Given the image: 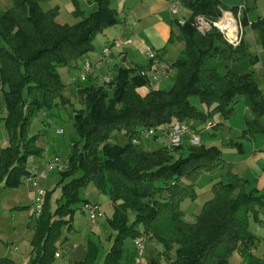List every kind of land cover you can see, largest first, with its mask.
<instances>
[{
  "label": "trees",
  "instance_id": "1",
  "mask_svg": "<svg viewBox=\"0 0 264 264\" xmlns=\"http://www.w3.org/2000/svg\"><path fill=\"white\" fill-rule=\"evenodd\" d=\"M43 1L13 0L9 8L0 11V78L7 111L1 119L9 136V144L0 154V184L7 187L18 186L31 174L32 157L43 152L36 144L38 133L30 134V125L35 115L50 113L63 95L66 85L59 67L72 65L92 51L96 36L119 22L111 0H95L96 8L89 14L74 0L81 16L74 24L58 22L57 10H44ZM180 1L190 15L184 25L174 20L177 30L171 41L180 39L185 46L172 62L177 75L171 88L150 87L142 94L139 88L150 86V77L139 70L150 65H137L120 67L108 85L81 90L83 108L72 114L73 151L57 184L63 185V192L53 206L56 187L46 190L42 215L36 225L29 220L35 235L28 264L54 261L63 228L81 207L79 203L88 201L81 199L80 190L91 182L108 195L115 209L109 222L116 235L102 264H119L125 240L145 236L163 246L167 264H229V256L236 250L243 257L241 264H264V255L253 252L257 236L250 229L251 215L258 219L264 207L263 197L256 188L248 190V180L232 171L220 147L185 141L174 149L166 145L147 149L143 143L132 142L142 126L176 120L206 124L213 113L230 118L237 113L241 98L251 113L243 135L252 138L264 132V90L253 68L260 56L244 41L232 47L218 31L206 36L196 31L194 16L216 19L222 0ZM252 23L264 48V17ZM192 95L199 96L211 110H199L189 100ZM115 130L124 131L125 144L110 141ZM231 144L244 151L243 142ZM222 166L228 167V182H216L213 197L205 202L196 221L188 222L181 201L194 195L200 175ZM129 211L135 214L133 222L128 220ZM174 246L177 249L172 256ZM97 251L91 247L86 258L76 264H93ZM0 264L19 263L3 256Z\"/></svg>",
  "mask_w": 264,
  "mask_h": 264
},
{
  "label": "rangeland",
  "instance_id": "2",
  "mask_svg": "<svg viewBox=\"0 0 264 264\" xmlns=\"http://www.w3.org/2000/svg\"><path fill=\"white\" fill-rule=\"evenodd\" d=\"M244 1L248 6L247 20L252 23L260 16L264 17V0H222V6L224 9H228L231 6L241 4ZM123 2V0L120 2H118V0L110 1V5L117 9L119 21L122 18ZM12 4L13 0H0V11L6 10ZM94 6L95 0H79L78 7L84 11L85 14L92 12ZM41 7L44 10L56 9V20L63 24H74L81 20V16L77 11V3H75L74 0H45L41 3ZM113 26L114 25L110 26V34L113 33ZM103 37L104 34L102 33L97 35L95 39L96 41L100 42L102 41ZM117 40L125 39L117 37L114 41ZM244 42L253 53H256L260 56L259 64L264 65V48L259 30L247 26ZM183 47L184 43L176 40L175 43L170 46V53L167 59H173L175 61L176 59L174 58H176L178 51H180V49ZM63 67L65 68V66ZM64 68H59L62 74L64 72ZM173 69V78L157 83L155 85L156 88L169 89L172 87L174 79L177 75V69ZM254 76L259 86L264 90V73L262 71L259 72L255 70ZM64 81L66 87L63 91V95L56 99L53 108L50 110V113L47 116L41 113L34 116L31 124V131L39 133V144L47 150L50 149V155L52 157H49L48 161L59 156L61 163L67 165L68 159L73 151L71 142V136H74L72 114L76 110L83 108V102L82 99H80L77 90L71 86L66 81V79H64ZM149 89L150 87L143 85L139 88V91L142 94H145L149 91ZM2 91L3 89L0 91V119L5 117L7 113L5 103L2 100ZM189 100L203 112L211 110V107L202 102L200 97L197 95L190 96ZM247 117L251 118V113L246 106L244 98H241L237 103V113L234 116L230 118H223L219 113H213L208 117L207 124L196 120H193L192 123L197 125L201 131V143H205L209 146L216 145L220 147L223 152V158L228 164L231 165L232 171L248 180V190L255 188L258 189L257 194L262 196L264 201V132L256 134L255 138H253L254 136L250 138L243 135L244 131L248 127ZM262 120L264 122V114L262 115ZM217 123L219 124L217 125ZM209 124L214 125L208 129L206 126ZM4 125L5 122L2 120L0 122V150L3 148L1 146L3 141H5V135H7ZM57 128H61L62 133L60 132L61 129H58L57 132ZM237 140L243 142V152H240L235 145L231 144V142L234 143ZM110 141L125 144L127 142V136L125 135L124 131L115 130L112 133ZM151 141L144 139V146L147 149L156 148L163 143L162 139L159 141L157 140L154 143H151ZM6 145H8V143L4 146ZM174 154L175 156L179 155L177 152H174ZM48 174L50 177L49 185L45 184V176H40L38 181L39 184L46 186L47 189H53L56 186V190L52 196V203L55 206L56 199L61 197L63 192V185L60 184V186H57V183L62 180L63 176L60 173V170L56 168L51 170V172ZM228 179L229 174L227 166H222L200 175L196 180L194 195L183 199L180 203L181 209L184 213V218L188 222L196 221L197 216L202 212L205 202L211 199L214 195V184L219 181L228 182ZM68 180L69 179H67V181ZM4 185V183L0 184V257L10 254L7 246L12 245L13 248H18V254L13 257L17 260L19 259V253L25 252L28 241L35 233L34 227L28 223L29 211L30 208H32L33 203L31 198L28 197V189L24 186L25 184L23 180L16 187H7ZM80 196L83 200L87 199V196H90L91 199L96 200L100 205L104 216L102 217V220L99 221L98 225H91L89 224V219L87 220L86 215L82 216L80 214V210L77 209L76 214L82 219V223H79L80 226L89 228L83 232L84 234H81L80 229L77 231L73 229L72 232H70L66 227L63 228V236L66 234L69 236L66 245L69 248L67 252L68 254H71V257L70 260L67 258H62V261L64 264H73V260L83 258L84 248L87 249L89 240L91 239L97 242L101 250L97 260L95 261V264H102L105 259V254L109 249H103L104 245L106 247L109 245L108 233H106L105 229L109 230V232L111 231L112 233H115L114 229H112L110 224L107 222V218L109 219L112 217L111 208L113 203H111L108 195L100 191L93 182L81 189ZM81 205L82 202L79 203V206ZM28 206L30 207L28 208ZM75 207H77V205H75ZM134 219L135 214L132 211H129V222H133ZM260 220H263L264 222V207L260 209L258 219H256L253 215L250 217V229L257 236L256 246L253 249V252L258 256H263L264 223L260 222ZM132 239V237H129L125 240V251L119 264H133L132 258L130 262L127 261L129 251L133 252ZM22 243H24V245H22ZM176 249V246L171 249L172 256H174ZM163 250L164 248L161 244H156L155 241L149 239L145 256L142 258L140 263H135L167 264L168 261L166 254L162 252ZM9 256H12V254ZM242 260L243 257L238 250L234 251L229 256V264H241Z\"/></svg>",
  "mask_w": 264,
  "mask_h": 264
},
{
  "label": "crops",
  "instance_id": "3",
  "mask_svg": "<svg viewBox=\"0 0 264 264\" xmlns=\"http://www.w3.org/2000/svg\"><path fill=\"white\" fill-rule=\"evenodd\" d=\"M120 1L121 0H118V2H120ZM123 1L124 2H123V8H122V18L120 19L119 23H117L113 26L114 27V29H112L113 33L110 34V32H111L110 28L111 27L100 32L99 34L103 33L104 37H103L102 41H100V42L96 41V39L94 40V46L95 47L92 51H90L87 54H85L84 56L80 57L78 60L73 62L72 65H69V66L63 65V66H65V68L63 66H60V67H62V69L64 68L63 74L59 70L61 77L63 79V82H65L64 79H66V81L77 90L80 99L82 98L81 90L83 88H88L91 86H100V85H104V84L108 85L111 82V80L115 77V75L117 74L118 69L120 67L130 68V67L137 66V65L149 66L150 60L147 56L148 48H154L158 52V54L162 57V59H164L166 61H170V62L174 61L173 59H167V57L170 53V46L173 45L176 41V40L171 41V37H172L173 33L175 32V30H177L175 27V24H174L175 18L173 17V15L170 13V10H169V1L168 0H123ZM238 5H233L230 8H235ZM95 8H96V4H95L93 10ZM247 13H248V11H247ZM247 13H246V18H247ZM181 14H182V16L188 17L190 15V11L187 8L183 7ZM117 37L124 38L125 40L130 39L131 43L124 44L122 47H114L113 46L114 40ZM177 40L184 43V41H182L180 39H177ZM106 46L112 47V60L106 61L101 65L95 66L96 63L98 62V60L103 56V49ZM184 46H185V43H184ZM183 48L180 49V51L183 50ZM180 51H178L176 58L179 56ZM176 58H174V59H176ZM85 60L91 61V63L95 66L93 73L89 76V79H87V81H85V82H81V81L73 82L71 80V76L78 73L79 66L82 65V63ZM257 65L258 64L253 66L254 71L256 70ZM262 66H263L262 72L264 73V65L262 64ZM172 69L170 71V76L162 79L161 81L173 78L172 72L174 69L173 70ZM0 80H1V78H0ZM161 81H155L151 77L150 78V86H148V87L156 88L155 85ZM2 98H3L2 99L3 102L5 103L3 96H2ZM248 110H249V108H248ZM249 112H250V110H249ZM48 114L49 113H47L46 115L44 114V115L47 116ZM2 116H4V115H2ZM189 124L190 125L193 124L192 126L197 131H199V133L201 132L197 125H195L194 123H192V124L189 123ZM206 128H207V126H206ZM58 129H61V128H57V132H58ZM6 132H7V129H6ZM30 134H36L35 131L34 132L31 131V125H30ZM253 138H255V136ZM160 139L163 140V143L161 145H166V146L169 145L168 140L165 137H159L158 136V137H155L152 141L149 139H146V140H149V141H151V143H154L157 140L159 141ZM38 140H39V135H38V138L36 140V144L43 149V152L41 154L33 156L30 164H33L35 166L36 173L39 176V178H40V176H45V179H46L45 184L49 185L50 177H49L48 173L51 172V170H48V168H49L48 158L49 157L51 158L52 156L50 155V149H48L49 150V153H48V150L45 149L42 145H40ZM239 142H242V141H239ZM7 143L9 144L8 132H7V135H5V141H3V144L1 147L5 148L6 146H8V145L4 146ZM142 143L144 144V139H143ZM2 149L0 150V154H1ZM23 182H24V179H23ZM24 186L28 189V197L31 198V201L33 203L34 199H35V194H36L35 189H32L31 187L27 186L26 184ZM39 187L45 188L46 190H49V189H47L46 186H42L41 184H39ZM87 199L98 204V202L94 199H91L90 196H87ZM29 207L30 206H28V208ZM99 207H100V205H99ZM31 209L32 208H30V211H29V217L31 214ZM100 209H101V207H100ZM79 210H80V214L82 216L86 215L85 213H83L81 211V207L79 208ZM111 210H112L111 211L112 217H110L109 219L107 218V222L109 224H110V222H109L110 219L113 218V215H114L115 209H114L113 204H112ZM86 218L88 220L87 215H86ZM100 220H102V218ZM99 221L96 224H92L88 220L89 224H91V225H98ZM28 223H29V221H28ZM79 223H82V219L75 212L73 214L71 222L68 224V226H66V228L70 232H72L73 229L75 231L80 229L81 234H84L83 232H85L89 227H82V226H80ZM110 226L112 229H114L111 224H110ZM105 231H106V233H108L109 245L107 247L104 245L103 246L104 250H105V248L106 249L110 248V246L112 245L111 242H113L114 236L116 235L115 229H114L115 233H112L111 231L109 232V230H107V229H105ZM34 235H35V233H34ZM34 235L28 241V244L26 245L25 252L19 253V256H18L19 259L16 260L13 258L18 254L17 253L18 248L17 247L13 248L12 245L7 246L9 253L12 254V256H9L10 254H6V256L13 258L19 264H28L30 261L31 252L33 249L32 240L34 238ZM68 238H69V236L66 234L65 236H62L57 241V243H56L57 249H56V253H55L56 257H55L54 261L51 262L50 264H64L62 261V258H67L68 260H70L71 254H68L67 250H69V248L66 245ZM135 239H137V238L132 239L133 240V248H132L133 252L129 251L128 258H127V261H129V262L132 258L133 264L135 262L137 263L136 255H135L136 254L135 253ZM100 240H101V238H100ZM155 243L158 244L157 242H155ZM22 245H24V243H22ZM106 245H107V242H106ZM91 247H97L98 248V251H97L94 263H93V264H95V261L97 260L101 250H100V246L97 244V242H95L91 239L89 240V245H88L87 249L84 248V257L81 259H78V260L77 259L73 260V264H76V262H78V261L84 260L87 256V252L89 251V249ZM108 250H107V252H108ZM105 256H106V254H105ZM57 260H59V261H57ZM121 260H122V258H121Z\"/></svg>",
  "mask_w": 264,
  "mask_h": 264
},
{
  "label": "built area",
  "instance_id": "4",
  "mask_svg": "<svg viewBox=\"0 0 264 264\" xmlns=\"http://www.w3.org/2000/svg\"><path fill=\"white\" fill-rule=\"evenodd\" d=\"M169 10L173 17L176 19L178 25H184L187 17L182 16V8L184 7L180 0H168ZM247 3H241L235 8L224 9L220 8V14L216 19L207 17L205 14H197L194 16L192 24L196 31L206 36L213 31H218L223 40L232 47H238L244 41L247 26L252 28V24L247 20ZM246 20V22H245ZM131 43L130 39L114 41V47H122L124 44ZM147 56L150 60V66L147 69H140L141 75H149L155 81H161L170 76V71L173 68L172 62L162 59L154 48H148ZM112 60V47L106 46L103 49V56L98 60L95 66L101 65L106 61ZM256 70L261 72L263 70L262 64L257 63ZM91 61L85 60L79 66L77 74L71 76L73 82H85L93 73L95 67ZM3 83L0 82V91L3 89ZM214 125V124H213ZM212 124L207 125L211 128ZM62 133V129L60 130ZM165 137L168 140V147L174 149L175 147L189 141L192 145H199L201 143V135L199 131L193 128L188 122L176 120L171 124H164L159 126H142L132 142L141 144L143 139L153 140L155 137ZM67 165L61 163V159L57 156L49 160V170L58 169L64 170ZM32 173L24 178V183L35 189V199L32 205L29 220L36 225L38 219L43 213L46 189L39 187V176L36 173V168L33 164L30 165ZM81 211L85 213L90 223L96 224L103 216L104 213L99 205L90 200L85 201L81 205ZM149 239L145 237L135 239V253L136 261L140 263L146 254V248Z\"/></svg>",
  "mask_w": 264,
  "mask_h": 264
}]
</instances>
